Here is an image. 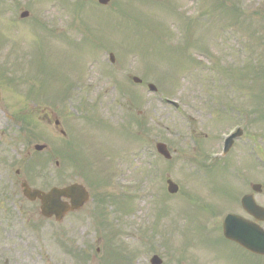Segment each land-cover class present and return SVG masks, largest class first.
<instances>
[{
	"label": "rangeland",
	"instance_id": "1",
	"mask_svg": "<svg viewBox=\"0 0 264 264\" xmlns=\"http://www.w3.org/2000/svg\"><path fill=\"white\" fill-rule=\"evenodd\" d=\"M29 1L45 0H26ZM171 3L179 5L161 7L122 0L105 9L90 2L86 7L77 6L80 17L88 22L82 41L78 36H45L41 24L26 22L20 27L15 23L20 11L10 8L14 4L8 1L3 8L0 56L10 52L18 65L19 54L30 53L22 60L39 58L48 79L39 92V100L24 101L25 85L20 84L19 90H23L17 92L16 101L7 103L9 114H32L29 122L7 120L0 113V264H146L139 255L149 247L160 248L167 259L171 256L169 264L177 263L181 256L183 262L191 264L233 263L226 247L219 248L217 255L208 253L209 247L202 245L209 242L204 232L193 225H181V214L195 217L192 198L168 197L163 189L157 195L160 185L148 189V184L151 179L152 184L158 177L161 179L162 171L163 178L169 177L179 186L180 144L189 159L191 131L195 130L198 137L205 131L200 124H210V129L221 132L234 127L240 114L231 105L239 101L243 108L258 109L247 116L261 120L259 145L264 148V94L259 85L234 77L235 73L247 74V54L264 52V42L253 37L251 30L258 32L257 37L264 34V21L260 18L264 16V0H229L224 6L216 5L217 0ZM32 6L38 12V22H47L51 14L56 16L57 10L50 5L46 9H42L43 4ZM68 11L73 13L76 9L68 5ZM66 13L59 10L62 16ZM234 41L241 44L242 53H236ZM206 47L209 57L200 53ZM109 52L114 55L113 64L108 60ZM23 68L28 71V63ZM126 72L139 77L144 85H133ZM39 78L42 85L44 74L40 73ZM67 80L80 82V87L68 91L65 98L61 87ZM147 83L153 84L156 92H149ZM166 98L177 101L178 107L164 102ZM230 101L234 102L229 111L225 104ZM44 108L53 109L59 116H45ZM36 113H40L41 121ZM210 115H214L211 122L202 119ZM54 119L68 131L72 154L75 149L78 160L54 155L42 169L35 164L39 174L35 173L31 185L47 190L78 181L90 193L82 212L70 214L59 223L41 217L38 202L24 200L19 190V178L26 176L22 162H37L38 156H48L53 148H60L64 155L70 149L54 126ZM52 134L57 136L53 143ZM156 142L167 145L172 154L169 162L161 163L156 158ZM35 143L45 144L46 149L34 151ZM55 161L58 166H54ZM231 162L242 170L249 165L245 155ZM84 168H88L87 178ZM16 169L20 170L18 178ZM188 173L185 171L183 181L192 188ZM215 175L231 178L221 171ZM204 184L206 206H216L223 193L212 182L206 180ZM156 195L157 200L151 202ZM94 198L101 201L99 205H95ZM150 204L154 205L152 209ZM158 205L160 217L156 221ZM101 212L105 223L99 226L94 213L99 216ZM154 223L162 231V243L150 239L157 237L155 232H149ZM72 247L84 257L73 253ZM160 257L165 264L167 260Z\"/></svg>",
	"mask_w": 264,
	"mask_h": 264
},
{
	"label": "flooded vegetation",
	"instance_id": "2",
	"mask_svg": "<svg viewBox=\"0 0 264 264\" xmlns=\"http://www.w3.org/2000/svg\"><path fill=\"white\" fill-rule=\"evenodd\" d=\"M7 0H0V4L4 5ZM73 0H58V6L62 7L70 5ZM151 2V0H143ZM159 2L160 0H155ZM77 6H84L86 1L75 0ZM21 8V6H20ZM65 18V16H64ZM61 21V17L59 18ZM85 20L81 17L80 20V34L86 30ZM83 26V27H82ZM34 78V77H33ZM8 85V84H7ZM9 86V85H8ZM9 89H4L2 94L0 93V106L5 109L6 103L13 99V90L15 87L9 86ZM1 112L6 113L4 110ZM52 113V112H51ZM192 157L187 158L184 152L179 153V168H188L192 170L193 179L192 188L186 184H180L179 182V200L182 197H189L191 199V208L195 213L192 222L202 231H207L210 236V247L208 253L218 254V250L221 247H226L229 256L233 261L232 264H264V255L250 251L246 247L240 245L232 238L224 236V221L226 218H230L226 223L225 229L228 234L233 237H241L246 243L256 250L264 248V174L262 167V151L259 147V132L244 134L243 137H239L234 140L232 145V153L225 162L216 163L211 161V153L215 152V142L213 138L201 139L194 135L192 131ZM242 139H246L245 141ZM250 143L251 150L254 157L251 158L250 165L245 170H242L237 164H233L231 160L240 155L241 149L245 148V145ZM181 146V144H180ZM185 160H187L185 162ZM253 160V161H252ZM255 162V166L254 163ZM221 171L228 174L231 178L222 179L217 178L215 173ZM214 183L223 195V199L218 202L216 206H206L204 201V181ZM192 190V192H191ZM191 193V195H189ZM185 218L188 215L181 214ZM160 248H155V252L151 254H157V256L164 257ZM152 249L149 248V252ZM157 251V252H156ZM159 254V255H158ZM182 259L179 264H191L185 263ZM166 264H169L168 262ZM222 264V263H212Z\"/></svg>",
	"mask_w": 264,
	"mask_h": 264
},
{
	"label": "water",
	"instance_id": "3",
	"mask_svg": "<svg viewBox=\"0 0 264 264\" xmlns=\"http://www.w3.org/2000/svg\"><path fill=\"white\" fill-rule=\"evenodd\" d=\"M101 3H105L108 0H100ZM134 81L139 82L137 78H134ZM37 149H41V146H37ZM157 148L159 152L165 151L164 145L158 144ZM164 150V151H163ZM169 191L175 192L176 185L171 181H168ZM25 194L29 197H39L42 202L41 211L44 215L50 216L54 214L56 219H61L65 212L80 207L88 198V194L85 188L79 184H72L64 188H52L47 193H42L37 190L29 191L25 189ZM61 197L70 198V205L60 200Z\"/></svg>",
	"mask_w": 264,
	"mask_h": 264
}]
</instances>
